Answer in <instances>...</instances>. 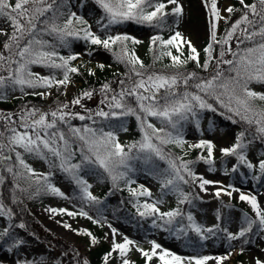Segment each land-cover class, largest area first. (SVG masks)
Listing matches in <instances>:
<instances>
[{
	"label": "trees",
	"instance_id": "1",
	"mask_svg": "<svg viewBox=\"0 0 264 264\" xmlns=\"http://www.w3.org/2000/svg\"><path fill=\"white\" fill-rule=\"evenodd\" d=\"M112 1L0 0V210L7 218H0L1 247H44L36 258L21 256L24 264H106L114 249L103 239L102 228L84 253L33 216L32 206L51 198L72 202L101 219L110 209L113 217L145 227V234L156 223L173 228L182 216L193 219L200 211L212 213L218 219L213 227L238 228L241 248L259 235L264 242L261 222L251 217L242 202L214 198V203L201 197L192 184L198 167L232 156L212 158L205 152L203 131L232 128L249 133L261 159L252 175L256 184L264 183V55L259 68L246 72L250 52L260 49L264 41L246 32L241 38L238 28L231 29L241 16L263 15L264 0H232L222 34L209 40L217 58L208 66L209 58L198 51H181L168 41L179 21L178 12L156 7L154 14L121 17L109 10L107 3ZM115 1L122 8L127 0ZM33 5L44 9L34 10ZM27 10L36 15L28 33L19 37L17 50L31 40L34 53H41L45 61L42 71L28 66L25 85L10 94L13 83L7 80L6 67L14 72L22 54L10 64L2 46L23 25ZM229 33L235 39L227 49L222 43L226 44L224 37ZM141 79L142 103L131 90ZM71 83L76 93L65 96L62 90ZM88 93L109 98L113 104L104 106L107 110L102 114L81 111L73 100ZM31 130L41 133L45 143L17 148L14 135ZM186 134L201 137L187 152L182 141ZM147 139L155 149L146 147ZM239 169H230L233 179L251 175L247 167L244 172ZM148 177L164 198L171 197L166 214L139 202L148 188L138 181ZM55 179L67 186L66 191L50 188L49 182ZM89 185L95 187L94 194L84 190ZM189 237L202 253L204 244L196 230ZM234 264H248L242 252Z\"/></svg>",
	"mask_w": 264,
	"mask_h": 264
},
{
	"label": "rangeland",
	"instance_id": "2",
	"mask_svg": "<svg viewBox=\"0 0 264 264\" xmlns=\"http://www.w3.org/2000/svg\"><path fill=\"white\" fill-rule=\"evenodd\" d=\"M33 2V1H32ZM116 3H118L116 1ZM143 4V6H142ZM156 3L149 5L147 1L127 0V4H123L122 8L116 4L110 3L109 7L114 8L115 13L123 15H133L135 12L142 13L149 7L155 6ZM107 5H109L107 3ZM161 5L166 11H179V22L168 35V41L179 47V50H199L200 56L209 57L214 52L212 44L210 46L208 40L210 38H218L222 34V29L226 22L229 21L231 1L230 0H164ZM30 6V5H29ZM127 6V8H125ZM142 6V7H139ZM34 10L41 5H33ZM154 8V7H153ZM44 9V8H42ZM27 10L26 17L23 16V25H19L17 32L13 36H9L2 46L3 56L10 64L16 58V55L22 54L15 61L14 71L16 73L15 80L17 82H25V70L28 66L37 69L36 66H42L41 57L35 55L31 40L27 46L17 50L20 45L19 37L26 35L29 30V23L36 15ZM264 14L250 16H241L231 26L232 31L236 32L242 38L246 32L250 36H256L259 40L264 41ZM257 20H262L256 22ZM263 22V23H261ZM260 23V24H258ZM258 24V25H256ZM244 28L240 30L239 26ZM224 37L226 42L222 43L224 47L229 49L235 39V36ZM142 38V36H140ZM264 43V42H263ZM14 52V53H12ZM264 55V45L253 49L247 60L246 72L260 67ZM216 57V53L213 54ZM96 60V59H93ZM210 63V57L206 65ZM6 72L12 74L13 69L6 67ZM253 77H257L256 72H252ZM144 83V82H143ZM12 85L9 92L14 94L19 92L20 86L16 83ZM138 84L131 90L134 91V97L138 98L142 103V79L138 80ZM155 85L160 84L154 82ZM153 86H149L152 88ZM53 90V89H52ZM62 92L66 95L76 93L74 84L71 83L64 87ZM66 98V97H65ZM89 101V103H86ZM102 101V102H100ZM73 102L77 103L81 111L87 113L96 112L97 114L105 113L106 105H112L111 99L99 97L97 93H88L74 98ZM13 137V144L19 148H30L39 143H45L46 138L36 131H19ZM210 144L206 149L213 155L227 154L234 146L235 153L238 155L229 157L225 165L223 161L216 160L211 167H200L193 181L194 187L202 197L216 198L220 196L228 199L231 196L238 201H242L249 209L251 215L261 221L264 226V184L258 185L253 178L247 177V181L234 180L231 182V173L228 171L234 165H237L244 171V167L251 168L255 173L257 164L260 163V156L257 147L252 143L250 135L247 131L238 128H232L227 131L217 130L209 136ZM186 145L193 147L198 143L195 135H190L183 139ZM146 147L155 149L150 139L146 140ZM186 147V146H185ZM141 182L150 188L147 196L141 198L147 205L155 202L156 196L162 194L157 191L152 178L141 179ZM57 191H64L66 186L55 181L50 184ZM91 194L95 192L92 186L86 188ZM161 210H167L171 207V202L165 199L161 202ZM215 203V202H214ZM33 216L55 235L61 237L66 242L81 249L84 253L88 250L93 237L102 227L103 238L108 241L114 248V253L106 264H234V258L238 253L237 248H233L239 244V236L237 228L229 226L226 228L212 227L218 222L212 213H204L200 211L193 220L188 217H181L174 222L173 228L164 226L162 223H156L150 226L151 229L143 230L145 227L136 228L129 220L117 216L112 217L110 211H106V218L101 219L95 213L88 209L67 202L62 199H49L44 204H38L31 209ZM0 218L6 221L5 215L0 211ZM196 230L200 240L204 244L201 247L202 255H199V249L195 240L190 239L188 234L190 231ZM98 242V240H97ZM234 249V250H233ZM233 250V251H232ZM44 251V247L40 244L31 245L24 244L19 250L5 248L0 249V264H20L17 255L31 257L39 255ZM151 252V255L149 253ZM244 259L249 264L264 263V242L261 236L248 243L243 248ZM38 264H59L55 261L41 262Z\"/></svg>",
	"mask_w": 264,
	"mask_h": 264
}]
</instances>
